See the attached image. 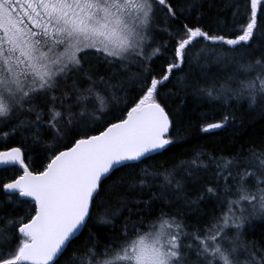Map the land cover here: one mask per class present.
Returning <instances> with one entry per match:
<instances>
[{"label":"snow or ice","instance_id":"1","mask_svg":"<svg viewBox=\"0 0 264 264\" xmlns=\"http://www.w3.org/2000/svg\"><path fill=\"white\" fill-rule=\"evenodd\" d=\"M190 96L264 118V0H0V264H264V147L145 164Z\"/></svg>","mask_w":264,"mask_h":264},{"label":"trees","instance_id":"2","mask_svg":"<svg viewBox=\"0 0 264 264\" xmlns=\"http://www.w3.org/2000/svg\"><path fill=\"white\" fill-rule=\"evenodd\" d=\"M158 39L160 41H165L167 40V36L159 35ZM199 46L200 45H197V47ZM157 63H159V61H157ZM186 71L187 69H185V72ZM177 75H183V73L180 72V70H177ZM170 88H172V83H167L164 87H161V94L166 93ZM169 99H171L174 104H179L178 99L173 97H170ZM231 107L236 109V115L238 117L237 121H230L228 125L221 129H214L206 133L200 132L197 125L200 123L199 118L202 113H208V122L219 121L221 119V114L228 109V106H221L217 102H209L206 98L202 100L196 97H187L183 112L185 115V123H190L192 125L189 129L187 142L163 155L154 154L152 159L145 160V164L172 163L178 157L191 154L195 149H202L216 154H227L229 152L237 151L241 146L245 149L250 145L264 147V118H261L258 115L259 110L251 115L245 116L243 118V123H241L239 120L240 112L241 110H248L247 105H244L243 109H240L235 104ZM18 139L19 138H14V141ZM24 147L26 152H33L30 145H25ZM26 163L36 170L39 167H42L43 164L47 163V160L44 159L43 156L37 158L35 155H32L30 159L26 160ZM11 175H13L11 170L3 171L0 169V178ZM210 177L211 173L205 174V178ZM158 207L159 205H157V208ZM214 207L215 205L213 202L208 200L201 205V211L211 215ZM262 227L264 226L257 222L256 231L259 232ZM81 240H83V237H81ZM77 243H79V241H77ZM61 264H63V260L61 261Z\"/></svg>","mask_w":264,"mask_h":264},{"label":"water","instance_id":"3","mask_svg":"<svg viewBox=\"0 0 264 264\" xmlns=\"http://www.w3.org/2000/svg\"><path fill=\"white\" fill-rule=\"evenodd\" d=\"M154 155V154H153ZM4 166H0V169H2Z\"/></svg>","mask_w":264,"mask_h":264}]
</instances>
